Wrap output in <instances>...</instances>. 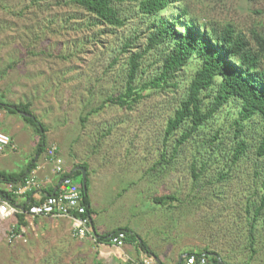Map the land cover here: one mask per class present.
I'll list each match as a JSON object with an SVG mask.
<instances>
[{
  "label": "rangeland",
  "instance_id": "rangeland-1",
  "mask_svg": "<svg viewBox=\"0 0 264 264\" xmlns=\"http://www.w3.org/2000/svg\"><path fill=\"white\" fill-rule=\"evenodd\" d=\"M184 3L191 14L204 17L206 25L231 24L251 43L252 32L264 34V0ZM92 22L90 15L69 0H0V94L2 101L11 104L28 103L45 127L46 146L37 162L44 163L47 149L54 145L65 162L88 165V195L95 208L92 219L98 234L102 229L128 225L151 240L156 255L168 253L172 262L188 249L205 246L235 260L249 258L250 249L244 247L249 216L244 209L258 179L253 177L251 162L245 160L238 162L226 179L216 177L240 102L233 99L224 105L154 176L148 168L160 153L171 154L179 136L177 132L164 143L167 119L198 61L192 60L180 72L177 89L170 88L167 93L150 90L152 93L131 110L110 104L86 115L107 96L124 89L128 54L121 52L122 44L145 29L136 13L117 29ZM139 44L142 46V39L136 40L131 50H140ZM158 55L152 51L145 55L140 77L154 73ZM1 110L8 121L2 131H12L16 155L30 162L37 156L40 142L36 127L18 113ZM256 122L257 117L249 125ZM216 130L227 142L215 153L221 160L219 167L210 165L195 179L191 162L201 159L199 153L207 156L204 135ZM246 132L249 136L250 131ZM163 193L177 197L170 207L153 202L155 194ZM8 220L0 221V264H131L141 260L134 257L136 247L132 244L124 243L120 252L107 246L103 250L108 252L103 253L91 239L73 237L68 220L52 219L37 235L29 229L16 236ZM259 246L263 250L253 256L254 263H263L264 240Z\"/></svg>",
  "mask_w": 264,
  "mask_h": 264
},
{
  "label": "trees",
  "instance_id": "trees-1",
  "mask_svg": "<svg viewBox=\"0 0 264 264\" xmlns=\"http://www.w3.org/2000/svg\"><path fill=\"white\" fill-rule=\"evenodd\" d=\"M92 17L93 25H106L112 28L123 27L129 17L134 13L141 19L144 31L135 34L134 39H126L121 47V52L128 54L126 62V80L124 89L115 95H109L98 106L92 107L86 114L89 115L107 105H114L124 110H131L133 105L145 95L152 92H169L170 88H178L180 72L192 61H198V66L192 73L186 86L181 91L177 105L171 116L167 119L164 128V143L173 134L179 133L174 140L171 154L167 157L165 152L160 153L159 159L153 163L148 172L157 176L163 171V163H168L175 158L178 149L193 135L201 133L205 124L209 122L220 109L229 101L235 99L240 102L236 118L233 120V133L229 136L226 152L222 153V167L216 172L217 180L226 179L232 168L240 161L251 162L252 174L257 181V188L252 197H248L245 205V214L248 235L246 238V249H250L247 259L235 260L229 255H221L205 246L199 250L184 251L183 253L208 252L207 256L212 264H264L254 263L253 256L263 250L260 242L264 240V34L257 31L252 32L253 43L241 33L235 32L231 24L222 27L206 25L204 17H197L190 13V9L184 0H69ZM254 1V0H248ZM176 4L179 6L176 7ZM169 11V14L164 13ZM138 30V28L136 29ZM142 39L140 50L132 51L135 41ZM131 51V52H129ZM157 52L159 64L154 73L147 77H140L142 59L147 53ZM114 61V59H113ZM113 63V62H112ZM152 92H148V91ZM146 92L143 93V92ZM172 91V90H171ZM148 92V93H147ZM0 94V106L9 112L18 113L24 122L34 124L39 134L40 142L37 144V155L45 150V127L33 116L28 103L11 104L2 101ZM87 116H84L86 118ZM257 122L249 125L251 120ZM246 129L250 131L249 136ZM172 139V138H171ZM203 144L206 145L205 153H199L200 160L194 158L191 162L192 176L197 179L199 175L207 170L210 165H218L221 160L215 154L219 148H223L225 142L221 138L220 130L210 135H204ZM197 156V155H195ZM37 159L32 158L29 162L28 172L6 173L0 171L2 183H18L27 178L35 167ZM81 170L85 172L84 191L81 179V170L75 169L67 172L72 178L79 177V189L86 206L85 215H89L91 225L93 209L87 193L88 168L83 162ZM31 175V174H30ZM0 191L6 195L11 202L19 203L16 197L3 189ZM57 190L55 191V193ZM255 197V198H254ZM156 206L162 208L170 207L169 203L177 199L174 194H158L153 196ZM32 198L22 200L24 208L33 203ZM84 216V215H83ZM16 223L12 227V233L18 234L21 226H26V218L18 214ZM262 220V221H261ZM259 221V222H258ZM119 231L124 232V243L135 244L146 253L155 255L154 251L134 232L126 226L115 228L107 235H116ZM96 235V234H95ZM109 241L105 234H100L97 242ZM96 242V243H97ZM178 263V261H176ZM182 264V262L180 263Z\"/></svg>",
  "mask_w": 264,
  "mask_h": 264
},
{
  "label": "built area",
  "instance_id": "built-area-1",
  "mask_svg": "<svg viewBox=\"0 0 264 264\" xmlns=\"http://www.w3.org/2000/svg\"><path fill=\"white\" fill-rule=\"evenodd\" d=\"M2 107L0 106V111ZM10 136L0 131V154L11 146ZM47 159L52 164V174L59 179L61 189L56 193L46 194L42 199L34 201L28 208H24L21 201L24 200L26 193L33 190H41L42 182L37 180L34 171L27 178L18 183H4L3 190L11 192L19 203H13L0 191V219L15 217L22 214L25 218H51L65 219L70 223L71 235L78 239L89 238L92 242H97L93 233L89 215H85L86 206L78 183L74 178L67 174L62 164V158L56 146H50L46 152ZM84 215V216H83ZM12 236V234H11ZM124 232L119 231L116 235L109 236L108 245L121 249L124 245ZM131 264H154L148 259H141ZM182 264H212L204 253L197 255L188 253L183 256ZM218 264H220L218 260Z\"/></svg>",
  "mask_w": 264,
  "mask_h": 264
},
{
  "label": "crops",
  "instance_id": "crops-1",
  "mask_svg": "<svg viewBox=\"0 0 264 264\" xmlns=\"http://www.w3.org/2000/svg\"><path fill=\"white\" fill-rule=\"evenodd\" d=\"M1 111H0V131L1 132H4L2 130L6 127L5 124L8 123V121L3 118V114L1 113ZM8 135L10 136L12 145L11 146H8L7 147L8 149L6 148L4 150V152L2 154H0V171L6 172V173H12V172L19 173V172H23V171L24 172H28V168L27 167L29 166L28 165L29 162L28 163H25V161L22 160L21 157H19V156L16 155V151H17L16 150L17 149L16 148L17 140H16L15 135L12 133V131H11V134H8ZM13 150H15V151H13ZM32 158L37 159L38 158V155L35 156V157L32 156ZM38 160H40V158ZM81 163H83V162L68 163V162H65L64 159H62L63 167L69 173L72 172L75 169L81 170L82 169V167L80 166ZM17 164H21L20 167H18ZM51 166H52V164L47 159V156L45 157L44 163H42V164L41 163L39 164V162L36 161V165L31 170V172L34 171L35 174H36L37 180H40L42 182V189L39 190V191L38 190H33V191L29 192V193H26V195L23 198L24 200H26L27 198H32L34 201H38L39 199H42L46 194H50V193L55 192L56 190L58 191V190L61 189V185L59 184L58 177L56 175L52 174V168L53 167H51ZM87 168H88V180H89L90 179V169H89L88 165H87ZM31 172H30V174H31ZM75 180L79 184V180H77L76 178H75ZM4 187H5V184L0 181V189H4ZM87 193H88V189H87ZM89 200H90L91 207L93 209V213L91 215L93 217L94 216V212H95V208L93 207L92 200L90 198H89ZM16 201H21V200L19 199V200H16ZM8 219H10V220H8ZM2 220H8L11 223V226L12 227L16 223V217H10V218H6V219H0V221H2ZM49 220H52V219H49V218H30V217H28V218H26L27 225L26 226H21L20 229H19V233L18 234H14V236L20 235V234L24 233L25 230H29V229L35 235H37L39 232L41 233L42 230H43V228H45L48 225ZM59 220H65V219H59ZM92 222H93V219H92ZM124 226L125 225H123L121 227H124ZM126 227L128 229H130L132 232H134L141 239H143V241L153 251L155 250V249H153V246L150 245V241L151 240H147L145 238V236L143 235V233L142 234L139 233L137 229H132L128 225H126ZM92 228H93L94 234H96L95 235L96 239L99 238V235L100 234H105V237L109 236V235L106 234L109 231H105L104 229H102L103 231H101V233L98 234L97 231H96V229H95L94 223L92 224ZM113 229H115V228H113ZM83 239H88V238H83ZM96 244L98 245V249L99 250L101 249L100 250L101 252H103V253H104V251L108 252L107 250H103V248L106 249L107 246H110L104 240H102L101 242H97ZM132 247H136V245L134 246V243H133L132 244ZM112 248H113V246H112ZM115 249H117L118 252L124 250L123 247L121 249H119V248H115ZM189 250L190 249H188L187 251H189ZM134 252L136 254L134 257H137L139 259L140 258L141 259H145L146 258L148 260L153 261L154 264H157L155 262V260H154V257H157L161 261L162 264H177L176 261H178V259L175 262L170 261V259H169L170 257H169V254L168 253L167 254L162 253V255H163L162 257H159L158 255H156L155 252H154L155 255L150 254V256H147L146 253H144L143 250L140 249L138 246L135 248V251ZM163 259L166 260L167 262L166 263H163V261H162Z\"/></svg>",
  "mask_w": 264,
  "mask_h": 264
},
{
  "label": "water",
  "instance_id": "water-1",
  "mask_svg": "<svg viewBox=\"0 0 264 264\" xmlns=\"http://www.w3.org/2000/svg\"><path fill=\"white\" fill-rule=\"evenodd\" d=\"M81 179H82V186H83V189L84 191L86 190V187H85V172L83 170H81ZM205 255H208V256H211L210 253L208 252H204ZM217 259L220 261V259L217 257ZM154 260L157 264H162L161 261L157 258V257H154ZM180 260H181V257L179 258L178 260V263L177 264H180ZM220 264H223L222 262Z\"/></svg>",
  "mask_w": 264,
  "mask_h": 264
},
{
  "label": "clouds",
  "instance_id": "clouds-1",
  "mask_svg": "<svg viewBox=\"0 0 264 264\" xmlns=\"http://www.w3.org/2000/svg\"><path fill=\"white\" fill-rule=\"evenodd\" d=\"M93 233H94V231H93ZM95 235V234H94ZM110 236V235H109ZM109 236H107V238H109ZM186 254H188V253H184V254H182V256H181V260H180V263L182 262V258H183V256L184 255H186ZM211 254V253H210ZM206 256H208V255H206ZM211 256H212V254H211ZM220 262V261H219Z\"/></svg>",
  "mask_w": 264,
  "mask_h": 264
},
{
  "label": "flooded vegetation",
  "instance_id": "flooded-vegetation-1",
  "mask_svg": "<svg viewBox=\"0 0 264 264\" xmlns=\"http://www.w3.org/2000/svg\"><path fill=\"white\" fill-rule=\"evenodd\" d=\"M184 254V253H183ZM182 255H180L179 257H178V260H179V258L181 257Z\"/></svg>",
  "mask_w": 264,
  "mask_h": 264
}]
</instances>
